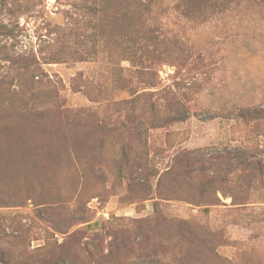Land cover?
I'll list each match as a JSON object with an SVG mask.
<instances>
[{"label": "rangeland", "instance_id": "obj_1", "mask_svg": "<svg viewBox=\"0 0 264 264\" xmlns=\"http://www.w3.org/2000/svg\"><path fill=\"white\" fill-rule=\"evenodd\" d=\"M0 264H264V0H0Z\"/></svg>", "mask_w": 264, "mask_h": 264}]
</instances>
